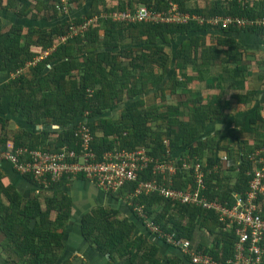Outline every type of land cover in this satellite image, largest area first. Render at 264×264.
<instances>
[{
    "label": "trees",
    "instance_id": "obj_1",
    "mask_svg": "<svg viewBox=\"0 0 264 264\" xmlns=\"http://www.w3.org/2000/svg\"><path fill=\"white\" fill-rule=\"evenodd\" d=\"M173 3L205 22L132 23L103 15L141 5L168 10ZM67 6L63 0H0V151L14 142V153L21 147L76 152L67 159L77 161L84 151L76 129L84 123L94 161H103L108 151L143 149L153 161L139 169L140 180L164 181L154 166L173 159V187L188 191L198 185L195 170L182 164L194 159L206 170L202 193L209 199L232 204L236 193L245 195L250 156L264 146V54L251 59L240 35L264 38V25L254 22L264 18V0H69ZM217 15L248 23L207 21ZM91 19L83 32L61 39ZM239 113L244 121L227 126ZM5 161L43 189L77 177L93 182L84 172L60 179L50 172L22 173ZM138 185L139 179L126 180L104 190L132 202L135 219L111 206L84 213L81 231L93 248L118 264H193L178 248L165 258L149 231L138 232L145 218L140 206L194 248L219 260L233 256L238 234L215 209L157 191L135 195ZM47 195L25 196L5 185L0 171L1 247L14 264H87L64 254L73 199L62 191Z\"/></svg>",
    "mask_w": 264,
    "mask_h": 264
},
{
    "label": "built area",
    "instance_id": "obj_2",
    "mask_svg": "<svg viewBox=\"0 0 264 264\" xmlns=\"http://www.w3.org/2000/svg\"><path fill=\"white\" fill-rule=\"evenodd\" d=\"M69 0H63V6H67ZM68 7V6H67ZM104 16H110L113 20L127 22H150V23H187L190 20H197L200 23L205 22V18L199 15H191L188 12L180 10L178 4L173 3L168 10H154L146 5L137 6L134 9L126 10L116 9L111 12L103 13ZM95 19V18H94ZM89 22L79 26L72 27L68 35L61 39L64 41L69 35H77L83 32ZM207 21L217 25L219 21L223 25L231 22L238 25L247 24L248 21L235 16H212ZM253 23V21H250ZM255 23L264 25L263 19L254 20ZM50 50H45L37 59L44 58ZM20 69L17 73H21ZM16 75V74H15ZM13 75V76H15ZM76 135L82 141L83 156L77 161L68 160L67 156L75 157L76 152L47 151L42 149L29 150L27 148H18L14 153V142L8 143V148L0 151V164L5 160L13 162V165L22 173H34L42 176L52 173L53 179H60L64 175L70 177L84 172L88 177L93 178V183L103 190L116 189L126 180L139 179V185L136 187L134 194H148L159 192L161 195L174 201L202 206L206 209H215L220 219L230 228H235L238 234V240L234 248L233 256L226 260H219L211 253L193 247L189 238L179 236L176 232H170L161 227L153 218L147 217L143 213V208L138 209L144 218V225L150 232L157 233L159 239L166 244L178 248L184 254L189 256L193 264H264V146L251 154L253 160L252 180L250 189L245 195L236 193L237 197L234 203L222 202L219 197L209 199L202 190L206 188V170L203 168L201 161L194 159L186 160L182 166L186 169L194 167L197 187L194 190L184 191L173 187L172 175L177 172V166L173 159L157 163L154 169L164 173L163 180H140L139 169L148 166L153 158L145 155V150L140 149L132 152L125 151H108L105 153L103 161H94L96 155L88 152L90 147L91 135L89 127L80 123L76 129ZM28 159L21 160V155H26ZM229 158L227 155L222 157V161ZM230 163V161H229ZM205 166H207L205 164ZM214 171L219 170V165L212 167ZM210 172V170H209Z\"/></svg>",
    "mask_w": 264,
    "mask_h": 264
},
{
    "label": "crops",
    "instance_id": "obj_3",
    "mask_svg": "<svg viewBox=\"0 0 264 264\" xmlns=\"http://www.w3.org/2000/svg\"><path fill=\"white\" fill-rule=\"evenodd\" d=\"M244 44L248 47V56L251 59L260 58L264 54V38L262 36L244 33L240 35ZM255 101L254 104H256ZM264 104V95L262 98ZM255 106V105H254ZM244 121L241 113L232 116L227 123L229 127L240 124ZM223 127V126H222ZM230 164V163H229ZM227 166V165H225ZM2 182L5 185H15L16 188L25 196H33L36 193L41 195L50 194L53 196L60 191L66 193L73 199V214L70 221L66 225V234L64 236V254L65 256L77 255L79 260L85 261L87 264H118V261L112 260L107 255L100 253L97 249L93 248L83 236L81 231V218L84 213L97 206H111L121 211L122 215H127L135 219L133 211L130 207V201L123 197H115L98 187L93 182L86 178L77 177L75 179H64L61 183L53 188L43 189L36 182L32 181L25 175L17 173L10 162L5 161L1 165ZM43 199L46 196L42 197ZM138 232H147L145 225L138 223ZM152 240L157 242L161 247V253L165 258L172 256L178 252L176 247H171L165 244L162 240L156 238L153 233L149 231ZM4 236L0 235V242ZM13 261V260H12ZM0 264H14L11 258L4 252L0 245Z\"/></svg>",
    "mask_w": 264,
    "mask_h": 264
},
{
    "label": "rangeland",
    "instance_id": "obj_4",
    "mask_svg": "<svg viewBox=\"0 0 264 264\" xmlns=\"http://www.w3.org/2000/svg\"><path fill=\"white\" fill-rule=\"evenodd\" d=\"M199 87H201V86H199ZM222 127V126H221Z\"/></svg>",
    "mask_w": 264,
    "mask_h": 264
}]
</instances>
